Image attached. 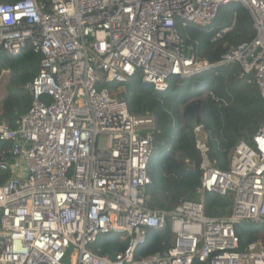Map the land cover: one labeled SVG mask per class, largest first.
<instances>
[{"label": "built area", "instance_id": "1", "mask_svg": "<svg viewBox=\"0 0 264 264\" xmlns=\"http://www.w3.org/2000/svg\"><path fill=\"white\" fill-rule=\"evenodd\" d=\"M232 2L247 10L255 36L216 65L238 63L264 102V0L0 2V55L16 57L27 48L40 55L26 85L29 109L15 128L0 120V143L8 144L0 170L11 171L0 185V264H63L68 253L70 264H192L193 257L208 264H264V241L242 247L237 234L241 225L264 224V121L238 139L223 170L208 159L197 125L200 198L154 210L146 194L154 118L130 114L124 100L100 87L140 73L164 91L172 76L213 68L185 44L176 25L205 28ZM208 193L230 196L231 212L205 215ZM165 228L170 246L136 260L147 231ZM107 235L125 243L113 257L91 249Z\"/></svg>", "mask_w": 264, "mask_h": 264}, {"label": "trees", "instance_id": "2", "mask_svg": "<svg viewBox=\"0 0 264 264\" xmlns=\"http://www.w3.org/2000/svg\"><path fill=\"white\" fill-rule=\"evenodd\" d=\"M18 0H0L14 3ZM48 4L50 0H35ZM177 31L185 44L191 45L197 56L211 69L202 70L187 78L172 76L164 91H158L137 73L127 82L105 83L110 92L120 88L130 114L152 115L154 152L147 172L151 184L147 187V205L160 211L174 209L180 200H196L200 191V154L195 147L193 130L184 128L181 111L196 103L199 108L198 125L202 127L208 147L207 157L219 169H226L227 155L240 138H248L263 123L264 102L255 85L241 76L238 63L216 65L231 48L250 42L254 36L252 19L240 3L232 2L219 8L212 23L203 28L194 24L183 26L178 22ZM227 31L216 38L222 30ZM216 38V40H214ZM40 55L27 48L16 57L0 55V75L5 73L7 84L0 101V120L11 128L30 107L32 96L26 85L39 70ZM209 93L214 94L213 99ZM8 144L0 143V159ZM11 176L10 170H0V185ZM232 199L216 193L204 196V213L207 216L228 215ZM240 245L264 241V224H244L237 228ZM168 228L149 229L146 241L137 247L135 259L165 251L171 243ZM125 248L117 235L100 238L91 249L99 255L113 257ZM192 264H208L193 257Z\"/></svg>", "mask_w": 264, "mask_h": 264}, {"label": "water", "instance_id": "3", "mask_svg": "<svg viewBox=\"0 0 264 264\" xmlns=\"http://www.w3.org/2000/svg\"><path fill=\"white\" fill-rule=\"evenodd\" d=\"M212 68V67H210ZM199 108L196 103H192L185 107L181 113V119L184 128L193 130L198 125Z\"/></svg>", "mask_w": 264, "mask_h": 264}, {"label": "rangeland", "instance_id": "4", "mask_svg": "<svg viewBox=\"0 0 264 264\" xmlns=\"http://www.w3.org/2000/svg\"><path fill=\"white\" fill-rule=\"evenodd\" d=\"M1 78H0V101L2 99V97L4 96V92H5V87H6V84H7V79L8 77L6 78L5 76V73L2 72L1 73ZM123 91L122 88L118 89V90H115V91H112V94L113 96L117 97V98H120V93ZM201 194L200 192L198 193V196H196V200H198L200 198ZM63 264H70V258H69V253L68 255L66 256V258L63 260Z\"/></svg>", "mask_w": 264, "mask_h": 264}]
</instances>
